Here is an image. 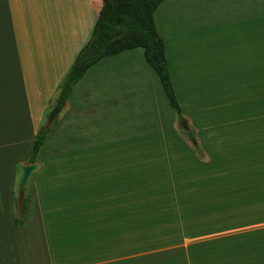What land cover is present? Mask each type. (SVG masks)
<instances>
[{
    "label": "crops",
    "instance_id": "1",
    "mask_svg": "<svg viewBox=\"0 0 264 264\" xmlns=\"http://www.w3.org/2000/svg\"><path fill=\"white\" fill-rule=\"evenodd\" d=\"M253 6L230 4L227 17L220 11L208 23L182 18L165 24L163 36H171V26L180 33V60L173 61L180 74L169 73L194 143L184 130L187 141L172 130L171 145H145L166 133L151 128L152 106L158 111L151 89L158 83L146 65L111 62L99 77L91 75L99 62L91 67L37 155L25 220L16 226L19 169L58 101L59 84L91 38L102 0H0V264H189L188 247L140 249L136 241L158 234L135 229L142 200L123 189L139 186L142 166L165 164L171 175L158 184L182 187L176 201H264V10ZM203 39L208 41L201 45ZM94 98L98 109L91 108ZM110 111L121 127L118 144L92 146V123H101L97 131L103 121L107 128ZM130 114L140 120L132 124ZM94 233L101 235L100 246ZM233 234L205 243L201 250L210 252L194 258L232 264ZM98 247L106 258L89 259L85 251Z\"/></svg>",
    "mask_w": 264,
    "mask_h": 264
},
{
    "label": "rangeland",
    "instance_id": "2",
    "mask_svg": "<svg viewBox=\"0 0 264 264\" xmlns=\"http://www.w3.org/2000/svg\"><path fill=\"white\" fill-rule=\"evenodd\" d=\"M230 1V2H229ZM252 3L254 8L257 7V10L260 12L262 9L264 10V0H164L162 4L158 7L154 14L156 27L160 37L163 39L166 47V56L169 63V69L173 74V71L177 75L180 74V68L177 66V69H174L173 61L175 59L180 60L181 53V39L180 33L179 35L176 33V29L173 26L170 28L171 36L167 35L165 37L164 31L167 29L165 24L168 20H171L173 23L181 21L182 18H191V19H199L202 22L208 23L212 21L211 18L213 14H217L216 17L220 13L224 14V17L228 15V7L230 4L235 3ZM185 3H188L187 5ZM217 3V4H216ZM216 4V5H215ZM186 5L187 8L183 9ZM256 5V6H255ZM221 11V12H220ZM220 12V13H219ZM180 27H177L179 29ZM163 36V37H162ZM169 36V37H168ZM175 36V38H173ZM172 37V39H171ZM204 41H208L207 39L201 40L200 44L204 43ZM127 58L123 59L121 57ZM121 58V59H120ZM120 59V60H119ZM123 65H139L148 67L155 76L154 71L146 64L142 49H134L131 51L123 52L118 56H111L102 59L94 68L95 71L91 74L92 77H99L101 68H107L112 66L111 62H114L113 65L117 64ZM157 81V86H151L152 96L157 100V108H153L149 114L154 119L152 121L153 126L151 127L156 130L154 132L160 131L166 132L164 135H157L151 138V143H145L150 145H156L158 148H164L165 145H171L173 139L170 137L169 131H176L177 135L180 138H183L181 133L183 132V128L180 125L182 122H185V118L182 115L183 120H179L177 115L170 108L167 98L162 90L161 85L158 82L157 77L155 76ZM63 80V79H62ZM173 84V83H172ZM60 85V84H59ZM173 86V85H172ZM155 89V90H153ZM174 89V86H173ZM175 92V90H174ZM59 93V89H58ZM176 95V93H175ZM55 100L58 99V96ZM53 98L50 100H54ZM95 102L92 106L99 102L100 100L97 98L93 99ZM165 104V106H163ZM162 105V107H160ZM51 108L46 113L44 118V123L42 127L49 128L50 132L56 128V124L58 120H56L57 116L54 120L48 124L47 119L50 111L53 109V101L51 104ZM91 108L98 109L99 106H93ZM115 108V107H114ZM149 108V107H148ZM151 108V107H150ZM64 109V104L63 108ZM61 109V111H62ZM60 111V112H61ZM59 112V113H60ZM113 112V113H112ZM110 111L109 113V122L108 127L106 128V124L103 121V128L97 131L98 127H101V123L98 121L97 123H92L90 127V139L91 145H117V132H120L121 127H117L115 111ZM58 113V114H59ZM182 113V112H181ZM99 115V114H98ZM141 115V117H146ZM95 118V116H94ZM127 119V118H126ZM125 119V120H126ZM132 121L135 119H139L137 116H132L128 118ZM170 119L172 123L170 124ZM94 120V119H93ZM135 125H138V121L134 122ZM150 128V127H149ZM150 128V129H151ZM149 130L148 128H146ZM102 130V131H101ZM188 130L191 131V128L188 125ZM39 131V130H38ZM50 134V133H49ZM102 137V138H101ZM185 138V137H184ZM183 138V139H184ZM103 139V140H101ZM185 140V139H184ZM68 142V138H66ZM147 141V140H146ZM187 141V140H185ZM191 143V142H190ZM131 144H133L131 142ZM193 145V144H192ZM107 150V149H106ZM195 151L196 148H195ZM148 156V155H144ZM163 156V154L161 155ZM28 162V161H27ZM147 163V162H142ZM29 165V164H26ZM38 165V164H37ZM148 165V164H144ZM151 167V166H150ZM21 168V167H20ZM20 170V169H19ZM165 168V164L160 163L157 165H153L151 168L148 166H142V170L140 172V184L138 187L131 189V186L128 184H124L123 189L127 193L135 192V195H139L141 197L140 202V216L133 218L135 222H139L137 226H135L136 230L144 232H152L158 234H141L139 235L137 242L141 243L140 249L145 248H155V247H173L176 244H181L183 247H188L190 262L189 264H215L211 261H204V259H200L199 262L194 258L198 255L203 254L204 252H210L207 250H201L202 248H207L203 246L205 243H210L214 241V239L218 237L227 236L228 234L236 233L231 236L229 239V248L230 245H233V253L231 255L232 264H264V201L258 202H246V201H233L232 202H216V203H193L187 201H176L175 198L181 197V194L184 193L182 191V187L177 185L174 186H166L159 185L160 181L167 180L166 178L170 177V171ZM153 179V180H151ZM264 181V180H260ZM126 183V182H125ZM158 184V185H155ZM196 189H200L198 185H196ZM25 195V194H24ZM184 195V194H183ZM18 198V189L16 188L14 200ZM250 225V226H249ZM129 226H126L128 229ZM163 233H171V235H166ZM174 233H179L176 235ZM174 234V235H172ZM211 234V235H209ZM239 234V235H237ZM204 235V236H203ZM242 235V236H241ZM91 236V235H90ZM93 240L97 242L95 246H100L101 235L100 233H94ZM241 236V237H240ZM233 242V243H231ZM241 242V243H240ZM249 243L247 248H245V244ZM177 245V247H179ZM244 249H243V248ZM175 248V247H173ZM199 248V249H198ZM247 250V254H243L242 250ZM214 251V250H213ZM217 255L222 252L216 251ZM252 252V253H250ZM89 259L92 260H101L102 258H106V250H102L98 247L93 250H86ZM228 253V251L226 252ZM217 255L215 257H217ZM172 256H176L172 254ZM160 257H169L167 254L161 255ZM171 258V256H170ZM177 258V256H176ZM189 259V258H188ZM228 261V260H226Z\"/></svg>",
    "mask_w": 264,
    "mask_h": 264
},
{
    "label": "trees",
    "instance_id": "3",
    "mask_svg": "<svg viewBox=\"0 0 264 264\" xmlns=\"http://www.w3.org/2000/svg\"><path fill=\"white\" fill-rule=\"evenodd\" d=\"M164 0H102L91 38L76 55L70 69L59 85L58 101L65 103L74 87L86 72L102 59L125 51L142 49L145 62L152 68L179 120L181 108L177 101L166 59L165 43L160 37L154 14ZM50 133L42 127L32 144L28 164H34ZM28 196L14 200V224L25 220Z\"/></svg>",
    "mask_w": 264,
    "mask_h": 264
},
{
    "label": "water",
    "instance_id": "4",
    "mask_svg": "<svg viewBox=\"0 0 264 264\" xmlns=\"http://www.w3.org/2000/svg\"><path fill=\"white\" fill-rule=\"evenodd\" d=\"M62 108H63V103H61L60 101H56L54 103V107L48 115V119H47L48 124H50L54 120V118L58 115V113L61 111ZM180 125L184 129V133H183L184 137L190 140L192 143H194L195 142L194 133L188 130V126L186 122H182ZM38 169H39V165L37 164L24 165L20 168V179L18 182V195L20 201L24 197L27 184L32 174Z\"/></svg>",
    "mask_w": 264,
    "mask_h": 264
}]
</instances>
